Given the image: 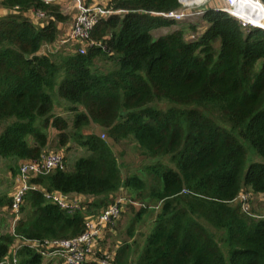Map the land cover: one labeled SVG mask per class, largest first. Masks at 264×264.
<instances>
[{"label": "trees", "instance_id": "1", "mask_svg": "<svg viewBox=\"0 0 264 264\" xmlns=\"http://www.w3.org/2000/svg\"><path fill=\"white\" fill-rule=\"evenodd\" d=\"M112 3L122 13L96 24L84 54L74 47L41 55L59 38L65 21L59 7L0 0L7 12L0 15V158L38 159L53 128L58 147L73 142L87 155L72 170L57 169L29 184L90 198L80 211L67 213L29 190L15 236L78 237L85 219L110 205L122 188L142 205L126 207L138 208L127 236L133 238L145 215L153 220L142 246L124 242L109 264H264V213H245L236 201L242 192L264 198L263 28L244 27L210 7L201 17L203 30L187 23L154 38L153 31L177 24L161 16L179 10L177 0ZM33 9L44 11L48 21L35 25L28 17ZM97 58L112 63L105 74L94 71ZM159 102L168 108L154 106ZM55 106L72 114L70 126L53 114ZM91 124L114 142L132 140L142 157L157 163L123 178L109 144L96 134L82 135ZM11 204L0 197V208L10 212ZM14 241L0 234V260ZM16 256L18 264L43 261L26 247Z\"/></svg>", "mask_w": 264, "mask_h": 264}, {"label": "built area", "instance_id": "2", "mask_svg": "<svg viewBox=\"0 0 264 264\" xmlns=\"http://www.w3.org/2000/svg\"><path fill=\"white\" fill-rule=\"evenodd\" d=\"M180 9L168 14H161L166 19L180 21L192 17L195 11H191L193 7H199L207 4L210 0H177ZM44 5H56L59 7L60 13L72 14L73 19L69 27V31L63 39H58L52 46L50 53L58 51H72L77 47L80 54H84L86 47L93 45L90 42V33L96 24L111 15L120 14L122 11H114L106 7L96 4H89L86 0H40ZM220 6H212L215 11L226 12L235 18L244 27H255L249 15V7L256 5L264 9V5L260 0H218ZM216 3V2H215ZM17 8H15V11ZM202 13L204 9L198 10ZM6 14L7 12L4 11ZM1 15V14H0ZM30 19L35 25L46 23L48 17L42 10H30ZM47 19L46 21H43ZM40 23V24H39ZM264 30V29H262ZM69 47H64V46ZM64 157L59 152L45 151L36 160L23 161L18 165V172L13 180V193L11 196L12 204L10 213L13 216V223L10 235L15 237V241L10 251L0 260V264H18L17 252L22 247L29 248L38 254L42 260L59 259L62 264H109L113 255H109L107 250H103L104 241L109 235L114 233L122 214L125 213L126 207L131 205L141 207L139 203L133 202L127 196L114 198L113 202L102 209L96 216L87 217L84 221V230L78 237L67 240H25L16 237L14 226L20 219L19 207L22 204L23 197L29 190H39L44 199L67 213L80 211L86 201L81 197L72 195H62L57 192H46L29 184L31 178L47 175L57 169H64ZM120 191L123 189L120 188ZM250 194H240L237 198L241 204V209H249ZM79 197V198H78ZM244 211V210H243ZM245 211V212H246ZM112 256V257H111Z\"/></svg>", "mask_w": 264, "mask_h": 264}, {"label": "rangeland", "instance_id": "3", "mask_svg": "<svg viewBox=\"0 0 264 264\" xmlns=\"http://www.w3.org/2000/svg\"><path fill=\"white\" fill-rule=\"evenodd\" d=\"M87 3L89 4H96L99 6L106 7L107 9H113V3L112 0H86ZM218 0H210L207 4L201 5L199 7H193L191 8V11H195L192 17H189L188 19L180 20L177 22V24L173 27L170 28H162L158 29L152 32V36L154 38H158L160 36L169 34L172 31H176L182 26H185L187 23H191L192 25H195V27H198V31H201L204 29L205 24L201 21L202 13L195 14L197 13L198 10L201 9H207L212 6H220L221 3L217 2ZM216 2V3H215ZM65 21L61 23V29L59 30V38L60 39L63 35H65L67 28L70 26L73 15L72 14H65ZM47 19H44L43 21H46ZM43 24V22H41ZM187 38V40H189ZM56 43V42H55ZM54 45V44H53ZM51 45L50 47H52ZM48 48V47H47ZM46 47H42L40 50L41 55L47 54L50 55V51H53L52 48L47 49ZM103 58H97L94 60L93 65H94V71L105 74L108 70V68H111L112 63L107 62L105 60H102ZM60 105L70 107L69 104L60 101ZM154 106H156L158 109L165 110L168 108V105L164 102H159L156 103ZM53 114L56 116H60L65 121L68 123L70 126V123L72 121V114L64 111L62 108H59L58 106L54 107ZM2 130V126H0V132ZM70 130V129H69ZM82 135H87V134H96L98 137H100L103 141H106L109 146L112 148L113 153L115 154L117 158V163L120 168L122 177L124 178L125 176L129 175H136V174H141L142 173V168L146 165H152L154 163H157L158 160H152L148 159L146 157H142L136 144L128 139V140H122V141H117L114 142L110 140L106 134V132L101 129L99 126L91 124L89 127L84 128L81 131ZM58 132L54 130L53 128H48L47 129V136L49 139V145L46 149V151L50 152H59L63 154L64 157V169L66 171H70L73 168V165L75 161L82 157L87 155L85 149L77 147L75 143L69 142V144L62 148L58 147V139H57ZM164 165H169V167H172L171 164H168V162L164 159L162 160ZM258 161H260L258 159ZM17 164L13 160H4L0 158V194L1 193H8L11 188L10 184V179L9 176L13 175L14 172L16 174L17 172ZM242 192L241 194H243ZM115 198L118 196H130L124 189L122 191L118 190L115 194ZM90 199V198H89ZM88 199V202H89ZM236 201H238L236 199ZM87 202V203H88ZM264 198L260 196H250V204H249V210H252L253 213H259L262 214L264 213ZM138 208H132V210H125V214H122L120 217L119 221L117 222V225L114 229V233L108 236L106 241H104V246L103 250H107L109 255H114V253L117 251V249L124 243V242H131L133 244V247L136 248V245L142 246L146 235L148 234L149 231V224L153 220V217L151 215L147 214L144 217L140 219L135 225H134V236L133 238H129L127 236L128 229L131 227V222L134 220L136 211ZM244 210V211H243ZM242 211L245 212L246 210L243 209ZM128 211V212H126ZM246 211L245 213H248ZM154 216V215H152ZM11 216L9 213L7 214L6 212H1L0 211V223H3L8 225L9 220ZM20 218H22V215H20ZM3 234H7V227L3 228L2 231ZM219 239V238H218ZM112 257V256H111ZM42 264H62V261L59 259H53L51 261L49 260H44L42 261Z\"/></svg>", "mask_w": 264, "mask_h": 264}, {"label": "crops", "instance_id": "4", "mask_svg": "<svg viewBox=\"0 0 264 264\" xmlns=\"http://www.w3.org/2000/svg\"><path fill=\"white\" fill-rule=\"evenodd\" d=\"M255 6L256 5H251L250 7H249V9L251 10L250 11V13H252V11L254 10V8H255ZM2 13H4V11H1L0 10V14H2ZM250 13H248V14H250ZM28 17L30 18V16L28 15ZM40 24V23H39ZM70 27V26H69ZM69 27L67 28V31H66V33H65V35H63L60 39H63L65 36H66V34L68 33V31H69ZM61 29V24L59 25V30ZM47 49H49V48H52V47H50V46H45ZM64 47H69L68 45L66 46H64ZM2 159V158H1ZM21 163V161H19V162H17L16 164H17V166L19 165ZM17 172H18V168H17ZM17 172H16V174H17ZM16 174L15 175H10L9 176V179H10V184H11V188H10V191L8 192V193H1L0 194V197L1 196H7L8 198H11V196H12V193H13V189H12V187H13V180H14V177L16 176ZM79 197H81V199L83 200V201H86L85 203H87L88 202V199L89 198H86V197H82V196H79ZM78 197V198H79ZM90 200V199H89ZM0 211L1 212H6L7 214L9 213V215L11 216V218H10V220H9V223H8V225H6V224H4V222L3 223H0V234H2L3 235V233H2V231H3V228L4 227H7V234H10V232H11V229H12V223H13V216L11 215V213L9 212V209L5 206V207H2V208H0ZM21 215V214H20Z\"/></svg>", "mask_w": 264, "mask_h": 264}, {"label": "bare ground", "instance_id": "5", "mask_svg": "<svg viewBox=\"0 0 264 264\" xmlns=\"http://www.w3.org/2000/svg\"><path fill=\"white\" fill-rule=\"evenodd\" d=\"M249 15L256 16V18L251 17L254 26L264 29V10L261 7L255 6L254 10Z\"/></svg>", "mask_w": 264, "mask_h": 264}, {"label": "clouds", "instance_id": "6", "mask_svg": "<svg viewBox=\"0 0 264 264\" xmlns=\"http://www.w3.org/2000/svg\"><path fill=\"white\" fill-rule=\"evenodd\" d=\"M256 28H258V27H256Z\"/></svg>", "mask_w": 264, "mask_h": 264}]
</instances>
